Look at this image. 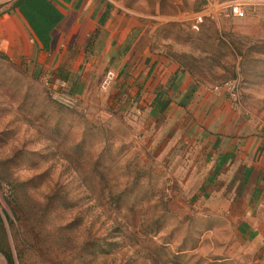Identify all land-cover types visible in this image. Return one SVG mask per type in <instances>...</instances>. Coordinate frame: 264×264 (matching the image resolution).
<instances>
[{"label": "rangeland", "instance_id": "rangeland-1", "mask_svg": "<svg viewBox=\"0 0 264 264\" xmlns=\"http://www.w3.org/2000/svg\"><path fill=\"white\" fill-rule=\"evenodd\" d=\"M115 1L149 14L199 2ZM251 69L232 108L256 120L264 92ZM28 72L0 50V244L14 264H264L230 218L224 170L190 156L203 148L177 143L176 130L145 137L113 85L70 109Z\"/></svg>", "mask_w": 264, "mask_h": 264}, {"label": "crops", "instance_id": "crops-1", "mask_svg": "<svg viewBox=\"0 0 264 264\" xmlns=\"http://www.w3.org/2000/svg\"><path fill=\"white\" fill-rule=\"evenodd\" d=\"M15 1L0 0L2 55L32 70L34 78L64 82L79 98L93 96L113 71V98L124 99L145 137L176 130L177 143L187 139L203 148L190 156L224 170L230 218L238 235L256 244L257 258H264V114L255 120L234 110L221 86L238 74L242 94L253 66L258 93L264 92L262 0H245L243 19L207 20L199 30L192 29L191 18L204 0L171 14L143 13L115 0H58L63 20L51 31L46 51L12 8ZM223 68L227 79H219Z\"/></svg>", "mask_w": 264, "mask_h": 264}, {"label": "built area", "instance_id": "built-area-1", "mask_svg": "<svg viewBox=\"0 0 264 264\" xmlns=\"http://www.w3.org/2000/svg\"><path fill=\"white\" fill-rule=\"evenodd\" d=\"M264 3V0L261 1ZM248 3L245 0H227L215 2L204 0L201 8L192 14L191 27L194 30H199L200 26L207 20L215 21L217 19H243L247 15ZM256 6H252L254 11ZM116 75L113 71H107L99 84L101 92H106L115 82ZM44 87L47 89L50 98L65 108H72L76 103V96L67 92L64 87V82L52 83L43 81ZM223 91L231 107L238 110L242 107L241 98V78L237 74L235 78L226 81L223 86Z\"/></svg>", "mask_w": 264, "mask_h": 264}, {"label": "trees", "instance_id": "trees-1", "mask_svg": "<svg viewBox=\"0 0 264 264\" xmlns=\"http://www.w3.org/2000/svg\"><path fill=\"white\" fill-rule=\"evenodd\" d=\"M66 1V0H63ZM58 0H16L12 4V8L17 9L23 19L28 24L29 28L37 38L38 42L42 46L43 50H48L51 43L50 33L51 31L58 26L63 20V15L58 9ZM228 81V80H226ZM225 81V82H226ZM224 82V83H225ZM223 83V84H224ZM222 84V85H223ZM55 215V212H54ZM53 220V218H52ZM65 227L59 226L55 228V232L61 230L63 231ZM70 226L68 227V229ZM90 240L85 244V247L88 245L89 252L95 251L91 249V246L96 245L95 242ZM1 245V244H0ZM117 242L107 243L105 246L111 248L116 246ZM102 247V246H101ZM99 247L96 254L106 253L103 248ZM0 253L5 257L7 264H14L13 257L9 252V247L1 245ZM94 254L93 256H95Z\"/></svg>", "mask_w": 264, "mask_h": 264}, {"label": "water", "instance_id": "water-1", "mask_svg": "<svg viewBox=\"0 0 264 264\" xmlns=\"http://www.w3.org/2000/svg\"><path fill=\"white\" fill-rule=\"evenodd\" d=\"M1 254V253H0ZM2 255V254H1ZM3 256V255H2ZM3 258L5 259V257L3 256ZM6 260V259H5ZM7 262V261H6Z\"/></svg>", "mask_w": 264, "mask_h": 264}]
</instances>
